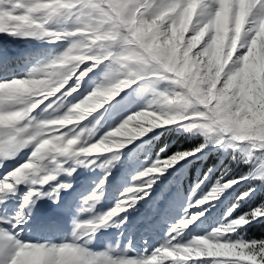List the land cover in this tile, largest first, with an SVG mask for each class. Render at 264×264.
<instances>
[{"label":"snow or ice","instance_id":"obj_1","mask_svg":"<svg viewBox=\"0 0 264 264\" xmlns=\"http://www.w3.org/2000/svg\"><path fill=\"white\" fill-rule=\"evenodd\" d=\"M67 21L76 27H49ZM0 33L50 42L72 38L61 55L38 65L27 77L0 81V168L28 150L27 159L0 178V205L5 207L22 185L28 189L21 197L18 221L35 199L47 196L55 201L72 187L52 185L62 173L72 175V165L94 163L89 158L123 150L154 129L175 125L199 132L205 140L139 172L107 213L75 222L71 242H23L18 233L0 228V264H264V241L234 240L230 235L264 217V208L240 216L234 215L233 205L208 235L190 241L182 236L210 206L207 199L246 177L218 181L209 197L198 201L203 207L190 202L191 212L170 227L164 242L150 254L113 258V249L95 254L87 248L101 227L117 226L113 218L124 224L129 208L151 199L153 174L196 157L210 143L230 139L264 150V0H0ZM105 64L104 82L73 103L84 78ZM161 83L172 87L161 91ZM138 84L152 93L148 105L93 142V130L82 122L92 117L100 123L99 110ZM42 106L47 115L37 118L33 112ZM60 109H65L63 114H58ZM128 128L136 132L114 135ZM113 159L119 160V155ZM255 178L264 181V172ZM102 195L94 191L81 202L80 212L93 211Z\"/></svg>","mask_w":264,"mask_h":264},{"label":"rangeland","instance_id":"obj_2","mask_svg":"<svg viewBox=\"0 0 264 264\" xmlns=\"http://www.w3.org/2000/svg\"><path fill=\"white\" fill-rule=\"evenodd\" d=\"M49 27L57 31H70L76 25L67 21L60 24L50 23ZM71 43L72 38L50 42L48 39L22 38L0 33V55H4L0 59V81L27 77L38 65L47 63L61 55L71 46ZM107 71L105 64L89 73L82 81L83 87L80 89V94L78 96L74 94L76 98L72 102H78L97 85L103 83ZM157 87L163 91L170 90L172 86L161 83ZM151 99V91L138 84L126 91L118 101L110 102L105 105L104 109L99 110L101 115L97 118L100 123H97L92 117L82 123L84 127L93 130L92 141L94 142L96 138L118 126L126 115L144 109ZM64 111L65 109H60L58 114H63ZM33 115L42 118L47 113L42 106L35 110ZM165 131L183 135L187 139L185 140L186 145L177 144L175 151L170 155H164V149L156 150L153 155H150V151L146 150V147H149L148 144L157 140ZM84 139H87V133H85ZM204 143V136L199 132H188L175 125L154 129L145 137L127 143L123 150H118L115 153H102L89 158L94 163L72 165L75 167V172L72 175L62 173L56 181L52 182L53 186L60 183L71 184L72 187L62 190L60 197L55 201L47 196L35 199V204L32 205L35 211L29 212L26 209L18 221L17 213L20 212L21 197L28 191L27 187L22 185L19 194L6 201V207L0 205V216L4 218V222H0V228H5L13 235L18 233L17 238L23 242L57 245L71 242L75 222L86 223L107 213L122 198L121 194L125 189L133 186V177L137 176L139 172L151 167L158 159H166L172 155L191 151L194 147H199ZM27 152L28 150L25 149L14 160L5 161L6 167L0 168V178L5 171H11L16 164L26 160ZM114 155H119V160H114ZM207 156H216L218 164L210 168L208 163L205 164L207 168L201 170L199 175L195 171L197 175L195 174L194 181L189 187L184 188L183 191L175 192L178 180L172 179L174 173L181 172L183 166L188 162H198L197 168L205 166L203 164L206 163ZM222 156L226 158L225 161H220ZM234 157H239V159ZM68 166L65 165V167ZM262 172H264V150L254 149L243 142H235L230 139L225 140L222 144L210 143L196 157H186L184 160L178 161L176 165L164 169L161 173L153 174L151 178L155 179V183L152 185L151 199L145 198V200L139 201L134 209L129 208L130 215L124 224H120L117 218H113L117 226L101 227L93 234L87 248L95 254L109 252L110 249H113L114 251L109 253L113 258L123 256L136 259L150 254L153 249L164 242L170 227L180 222L186 212H191L190 202L194 207H203L198 201L209 197L218 181L246 177L247 179H240L239 184L225 189L217 197L207 199L206 203L210 206L205 208L203 214L198 215V222L189 224L182 233L184 241L206 236L224 222L228 210L233 205H235L234 215H240V204L245 203L251 195L256 194L264 187V181L255 178ZM101 181L104 182L102 187H100ZM45 190L50 191V188L45 186ZM94 191L103 193L100 202L95 205L93 211L80 212L81 202L92 195ZM242 196L243 199H241ZM42 206L44 208L41 209ZM256 209L258 208L253 210ZM42 214L45 215L43 220ZM120 215L125 214L121 213ZM14 223H18V227L13 228L12 224ZM36 223L39 224V228ZM245 226L231 233V238L251 241L242 232ZM200 264H203V261Z\"/></svg>","mask_w":264,"mask_h":264},{"label":"trees","instance_id":"obj_3","mask_svg":"<svg viewBox=\"0 0 264 264\" xmlns=\"http://www.w3.org/2000/svg\"><path fill=\"white\" fill-rule=\"evenodd\" d=\"M173 134V132L165 131L163 132L159 138L155 141H152L149 145V147H146V150L150 151V155H153L156 150L164 149V155H170L172 154L177 144H184L186 145V138H184L181 134ZM200 141V140H198ZM226 158L222 156L220 161H225ZM208 161V162H207ZM205 162L203 165L209 164V168L218 164V160L216 156H207L205 159ZM198 162H188L186 163L181 172H175L172 176L173 180H178V184L176 186V191H183L184 188L189 187L191 183L194 181L195 174L197 171V174L201 173V170L206 169L207 166L198 167ZM243 168V166H242ZM196 174V175H197ZM254 195H251L250 198H248L245 203L240 204L239 207V213L240 215H244L245 213H251L253 209L258 208H264V187L261 188V190H258ZM238 192V190H237ZM242 232L245 234V237L248 240H254V241H264V217H259L256 220L251 221L249 224L245 226V228L242 230Z\"/></svg>","mask_w":264,"mask_h":264},{"label":"clouds","instance_id":"obj_4","mask_svg":"<svg viewBox=\"0 0 264 264\" xmlns=\"http://www.w3.org/2000/svg\"><path fill=\"white\" fill-rule=\"evenodd\" d=\"M222 30L224 31V33L227 32V25H226V23H223L222 24ZM134 132H136V129L128 128L126 130L117 131L116 133H114V135H117V136L130 135V134H133ZM101 148L104 149V150H106L108 148V145H102Z\"/></svg>","mask_w":264,"mask_h":264},{"label":"bare ground","instance_id":"obj_5","mask_svg":"<svg viewBox=\"0 0 264 264\" xmlns=\"http://www.w3.org/2000/svg\"><path fill=\"white\" fill-rule=\"evenodd\" d=\"M3 56H4V55H0V59H2ZM42 208H44V207L42 206L41 209H42ZM39 209H40V208H39ZM32 210L35 211L34 208L31 206V207L28 209V211H29V212H30V211L32 212ZM29 214H30V213H29ZM44 217H45V215L42 214V216H41L42 220H43ZM38 222H39V221H38ZM36 224H38V223H36ZM37 227L39 228V224H38ZM40 244H43V243H40Z\"/></svg>","mask_w":264,"mask_h":264}]
</instances>
